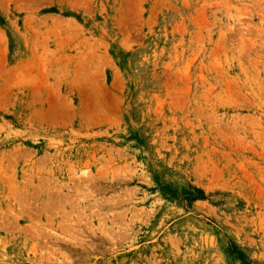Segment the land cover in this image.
Returning <instances> with one entry per match:
<instances>
[{
    "label": "rangeland",
    "instance_id": "374dc122",
    "mask_svg": "<svg viewBox=\"0 0 264 264\" xmlns=\"http://www.w3.org/2000/svg\"><path fill=\"white\" fill-rule=\"evenodd\" d=\"M0 264H264V0H0Z\"/></svg>",
    "mask_w": 264,
    "mask_h": 264
}]
</instances>
